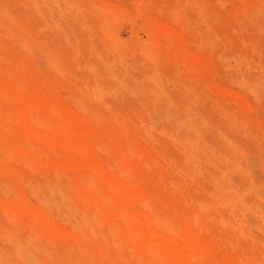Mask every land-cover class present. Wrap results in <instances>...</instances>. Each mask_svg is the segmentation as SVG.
Here are the masks:
<instances>
[{
	"label": "rangeland",
	"instance_id": "rangeland-1",
	"mask_svg": "<svg viewBox=\"0 0 264 264\" xmlns=\"http://www.w3.org/2000/svg\"><path fill=\"white\" fill-rule=\"evenodd\" d=\"M32 263L264 264V0H0V264Z\"/></svg>",
	"mask_w": 264,
	"mask_h": 264
},
{
	"label": "bare ground",
	"instance_id": "bare-ground-1",
	"mask_svg": "<svg viewBox=\"0 0 264 264\" xmlns=\"http://www.w3.org/2000/svg\"><path fill=\"white\" fill-rule=\"evenodd\" d=\"M147 60H148V59H147ZM108 139H109V138H108ZM100 170H101V169H100ZM104 175H106V174H104ZM104 177H105V176H104ZM120 185H121V184H120ZM123 185H124V184H123ZM119 187H120V186H119ZM127 187H128V186H127ZM124 188H125V186H124ZM126 189H127V188H126ZM58 194H59V193H58ZM59 197H61V195H60ZM103 200H104V199H103ZM84 202H85V201H84ZM24 209H25V208H24ZM129 209H130V208H129ZM136 210H137V208H136ZM129 211H130V210H129ZM40 212H41V211H40ZM130 212H132V211H130ZM133 212H134V211H133ZM140 212H141V211H140ZM107 213H108V212H107ZM134 213H135V212H134ZM138 213H139V212H138ZM115 214H116V213H115ZM137 216H140V215L137 214ZM126 218H127V217H126ZM140 219H141V216H140ZM147 219H148V218H147ZM142 220H143V219H142ZM142 220H141V222H142ZM145 220H146V218H145ZM156 220H157V219H156ZM123 222H124V221H123ZM148 222H149V220H148ZM157 222H158V221H157ZM158 223H159V222H158ZM124 225H125V223H124ZM146 227H147V226H146ZM146 227H145V228H146ZM149 227H151V226H149ZM143 228H144V227H143ZM146 229H147V228H146ZM148 231H149V230H148ZM151 233H152V232H151ZM155 233H156V232H155ZM172 234H173V233H172ZM150 236H151V234L149 235V237H150ZM159 236H160V234H159ZM161 237L163 238V236H161ZM166 237H167V236H166ZM137 238H138V237H137ZM170 238H171V237H170ZM170 238H169V239H170ZM146 239H148V238L146 237ZM160 239H161V238H160ZM163 239H164V238H163ZM169 239H168V240H169ZM171 239H172V238H171ZM171 239H170V240H171ZM148 240H149V239H148ZM156 240H157V239H156ZM144 241H145V240H144ZM151 241H152V240H151ZM154 242H155V241H154ZM168 242H169V241H168ZM138 243H139V242H138ZM140 243H141V242H140ZM116 245H117V244H116ZM191 255H192V254H191ZM30 257H31V256H30ZM28 258H29V257H28ZM30 259H31V258H30ZM30 259H29V260H30ZM160 259H161V258H160ZM22 261H23V260H22ZM33 263H34V261H33ZM33 263H32V264H33ZM160 263H161V262H160ZM167 264H168V263H167Z\"/></svg>",
	"mask_w": 264,
	"mask_h": 264
}]
</instances>
